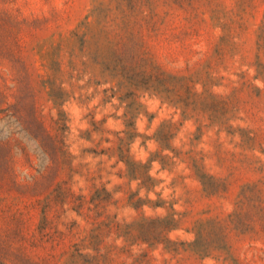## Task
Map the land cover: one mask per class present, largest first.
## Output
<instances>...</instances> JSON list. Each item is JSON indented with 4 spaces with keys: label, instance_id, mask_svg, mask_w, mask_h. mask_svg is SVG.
Segmentation results:
<instances>
[{
    "label": "rangeland",
    "instance_id": "obj_1",
    "mask_svg": "<svg viewBox=\"0 0 264 264\" xmlns=\"http://www.w3.org/2000/svg\"><path fill=\"white\" fill-rule=\"evenodd\" d=\"M0 264H264V0H0Z\"/></svg>",
    "mask_w": 264,
    "mask_h": 264
}]
</instances>
